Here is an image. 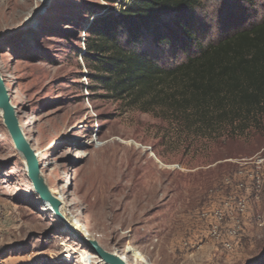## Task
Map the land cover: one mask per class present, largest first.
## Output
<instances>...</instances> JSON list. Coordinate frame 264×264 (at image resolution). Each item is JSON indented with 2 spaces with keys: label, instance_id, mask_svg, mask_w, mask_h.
<instances>
[{
  "label": "rangeland",
  "instance_id": "374dc122",
  "mask_svg": "<svg viewBox=\"0 0 264 264\" xmlns=\"http://www.w3.org/2000/svg\"><path fill=\"white\" fill-rule=\"evenodd\" d=\"M119 5L0 0V75L45 184L128 264H264V116L243 131H197L113 98L82 54L90 21ZM197 15L208 43L263 18L264 0H201ZM142 49L161 65L182 56ZM220 212L232 238L213 234ZM0 264H105L34 192L1 112Z\"/></svg>",
  "mask_w": 264,
  "mask_h": 264
},
{
  "label": "trees",
  "instance_id": "16d2710c",
  "mask_svg": "<svg viewBox=\"0 0 264 264\" xmlns=\"http://www.w3.org/2000/svg\"><path fill=\"white\" fill-rule=\"evenodd\" d=\"M108 1L120 5L90 21L82 55L92 58L93 82L113 98L162 107L197 131H243L264 116V17L206 43L201 0ZM146 44L181 59L161 65Z\"/></svg>",
  "mask_w": 264,
  "mask_h": 264
},
{
  "label": "water",
  "instance_id": "95a60500",
  "mask_svg": "<svg viewBox=\"0 0 264 264\" xmlns=\"http://www.w3.org/2000/svg\"><path fill=\"white\" fill-rule=\"evenodd\" d=\"M0 112L3 124L7 129L9 136L11 137L14 148L25 160L27 176L32 184L34 192L38 195L39 199L43 203L48 205L51 209L57 210L59 213H61L63 211V205L50 193L41 176L37 155L23 135L15 107L13 104H11L8 91L1 75ZM64 215L66 216V219L74 226L76 231L82 236V244L85 245L99 259L103 260L107 264H128L121 255L107 252L101 248L97 241L93 239L81 225L77 223L73 224L74 219L71 214L65 212Z\"/></svg>",
  "mask_w": 264,
  "mask_h": 264
},
{
  "label": "bare ground",
  "instance_id": "6f19581e",
  "mask_svg": "<svg viewBox=\"0 0 264 264\" xmlns=\"http://www.w3.org/2000/svg\"><path fill=\"white\" fill-rule=\"evenodd\" d=\"M23 135H24V133H23ZM24 137H25V135H24ZM36 155L38 156L39 155V152H36ZM50 191V190H49ZM50 193H51V191H50ZM55 197V196H54ZM57 199V198H56ZM60 202V201H59ZM62 204V203H61ZM43 205H45L47 208H48V210L50 211V212H52L53 213V216L56 218H58V219H60V220H62V222H63V226L70 232V234L72 235V236H74V237H76L78 240H80L81 241V239H82V236L76 231V229L74 228V226L66 219V216L64 215L65 214V212L66 213H68V214H70L69 213V211L65 208V206L63 205V213L61 212V213H59L57 210H53V209H51L48 205H46L45 203H43ZM75 223H77L75 220H73V224H75ZM78 224V223H77ZM88 233V232H87ZM114 253V252H113ZM122 256V255H121ZM123 258V257H122ZM101 261H103V260H101ZM104 262V261H103ZM105 264H107L106 262H104Z\"/></svg>",
  "mask_w": 264,
  "mask_h": 264
},
{
  "label": "built area",
  "instance_id": "2783aa9c",
  "mask_svg": "<svg viewBox=\"0 0 264 264\" xmlns=\"http://www.w3.org/2000/svg\"><path fill=\"white\" fill-rule=\"evenodd\" d=\"M222 217L223 216H222V214L220 212L218 218H216V220H215L216 223L213 225V234L217 238H221V237L224 238L225 237V233H226V236H228L229 238H232L236 234V231H235L233 226H230L227 229L223 228L224 229V235L221 236V229H222L221 224H222V221H223ZM224 239H226V238H224ZM225 246L230 248L231 245H230V243L228 241H225Z\"/></svg>",
  "mask_w": 264,
  "mask_h": 264
}]
</instances>
